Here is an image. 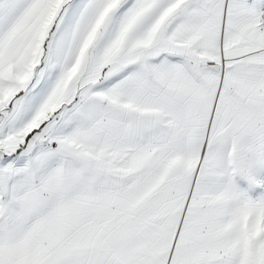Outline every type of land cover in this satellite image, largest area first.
<instances>
[{
    "label": "snow or ice",
    "instance_id": "snow-or-ice-1",
    "mask_svg": "<svg viewBox=\"0 0 264 264\" xmlns=\"http://www.w3.org/2000/svg\"><path fill=\"white\" fill-rule=\"evenodd\" d=\"M0 264H264V0H0Z\"/></svg>",
    "mask_w": 264,
    "mask_h": 264
}]
</instances>
